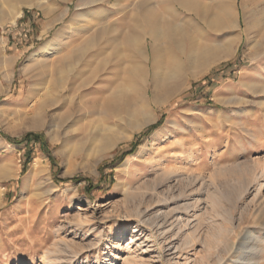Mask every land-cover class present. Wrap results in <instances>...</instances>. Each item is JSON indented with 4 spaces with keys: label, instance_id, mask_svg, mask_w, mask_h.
<instances>
[{
    "label": "rangeland",
    "instance_id": "374dc122",
    "mask_svg": "<svg viewBox=\"0 0 264 264\" xmlns=\"http://www.w3.org/2000/svg\"><path fill=\"white\" fill-rule=\"evenodd\" d=\"M42 2L45 13L22 7L13 25L0 0V264H44L45 249L49 264H264V53L256 57L257 29L245 35L242 20L252 0H238L236 30L198 25L195 45L214 47L216 60L186 66L162 106L140 100L152 122L132 130L147 113L131 103L141 87L124 55L117 74L107 58L108 79L119 74L111 89L83 91L80 116L58 133L51 119L65 109L42 117L31 104L47 87L56 93L60 57L88 32L64 30L43 57L32 56L70 21L76 0ZM117 80L122 95L103 101ZM110 131L119 141L100 151L95 138ZM37 159L44 170L25 179ZM33 193L45 200L28 203ZM30 215L37 221L26 225Z\"/></svg>",
    "mask_w": 264,
    "mask_h": 264
},
{
    "label": "bare ground",
    "instance_id": "6f19581e",
    "mask_svg": "<svg viewBox=\"0 0 264 264\" xmlns=\"http://www.w3.org/2000/svg\"><path fill=\"white\" fill-rule=\"evenodd\" d=\"M42 1L4 0L11 9L7 20L14 25L16 19L21 15L22 7L26 6H36L45 13L47 6H44ZM108 2H111V4L106 5ZM237 2L238 0H211V2H203L202 0H76L70 21L64 23L63 28L56 33L54 39L43 43L34 50L32 56L43 57L49 47L59 40L64 30L68 31L67 36L74 35L78 33L79 27H81L86 33L88 32V35L82 41L80 40L81 42L76 48L66 49V53L60 57L59 65L56 67V93L52 95L47 87L45 93L47 98L41 100L42 102L39 104L33 102L31 104L33 109L38 108L41 116L45 117L48 116V109L54 106L59 105L58 110L64 108L65 110L58 114L56 118L51 119V123L57 129L56 133H58V129L64 127L70 118L75 115L80 116V104L87 96L86 92L83 91L92 88L98 91H102L106 87L108 90L111 89L119 74L113 81L108 79L106 72H109L111 68L108 70L106 67L108 65L107 58L112 57L114 59L112 68L117 74L125 55L132 64L126 63L124 69L128 73H133L137 79L139 78L141 87V97L136 98L134 96L131 103L135 110L146 111L145 113H147L142 121L135 123L132 130L136 131L146 126L154 118L148 114L146 107H142L140 100L142 102L148 100L153 106H162L170 93L177 91L179 88L180 79H178V76L185 70L186 66L197 68L198 64L204 66L208 63L210 65L212 61L216 60L215 48L206 46L207 44L201 45L198 43L195 45L194 34L200 31L198 25L201 23L205 28L215 31L236 30L240 26ZM262 4H264V0H252L249 9H245L244 4L242 5L244 34L247 35L250 32L248 30L251 26L257 29L255 33L258 35L259 40L255 42L257 46L255 50L256 57H260L264 53V9L258 12L255 10ZM67 9L68 6L61 13V16L67 12ZM59 20L60 18H54L48 21L46 27ZM233 41L232 38L229 40V48ZM208 64L206 66H209ZM151 68L153 72L152 79L149 73ZM73 71L75 74H72ZM116 82L115 84L119 87L118 91L114 90L112 95L106 96L103 101L108 102L112 96L116 98L119 94L122 95V82L118 80ZM133 90L136 91L137 88ZM24 99L23 104H27L29 98ZM136 100L140 104V109ZM35 103L38 105L36 106ZM53 115L55 114L52 113L49 116L52 117ZM100 136L95 138L99 143L98 148L100 151L113 147L119 141V138L111 131L104 132ZM129 137L130 135H126L124 138ZM43 170L41 161L37 159L33 162L32 169L25 179L28 177L37 178ZM259 173L260 176L264 175V165ZM160 174L165 180L172 175L168 171H163ZM244 175L247 183L255 179V173L252 171ZM259 185L258 190L261 187V184ZM243 189L247 191L248 188ZM28 199V203L34 201L42 203L45 197L43 199L42 195L33 193L32 197ZM47 199L49 200V198ZM1 204L2 192L0 190ZM258 206L261 207V204ZM36 219L33 215H30L28 217L24 216L22 221L27 225V223L34 224L37 221ZM144 223L140 222V224ZM42 257L43 262L45 261L44 264H49L48 261L52 257L50 249H45L42 252Z\"/></svg>",
    "mask_w": 264,
    "mask_h": 264
},
{
    "label": "trees",
    "instance_id": "16d2710c",
    "mask_svg": "<svg viewBox=\"0 0 264 264\" xmlns=\"http://www.w3.org/2000/svg\"><path fill=\"white\" fill-rule=\"evenodd\" d=\"M35 138H36V136L35 135H33Z\"/></svg>",
    "mask_w": 264,
    "mask_h": 264
}]
</instances>
